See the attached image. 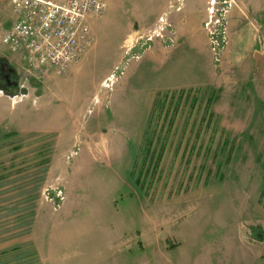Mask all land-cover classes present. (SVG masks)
<instances>
[{
	"label": "rangeland",
	"instance_id": "rangeland-1",
	"mask_svg": "<svg viewBox=\"0 0 264 264\" xmlns=\"http://www.w3.org/2000/svg\"><path fill=\"white\" fill-rule=\"evenodd\" d=\"M188 1L112 0L82 60L34 77L0 12V264H264V0H206L199 27ZM179 90L197 105L156 104Z\"/></svg>",
	"mask_w": 264,
	"mask_h": 264
},
{
	"label": "built area",
	"instance_id": "built-area-1",
	"mask_svg": "<svg viewBox=\"0 0 264 264\" xmlns=\"http://www.w3.org/2000/svg\"><path fill=\"white\" fill-rule=\"evenodd\" d=\"M108 6L109 0H0V12L15 15L2 41L21 53L27 72L63 74L94 45L88 19ZM137 35L150 39L145 30Z\"/></svg>",
	"mask_w": 264,
	"mask_h": 264
},
{
	"label": "trees",
	"instance_id": "trees-1",
	"mask_svg": "<svg viewBox=\"0 0 264 264\" xmlns=\"http://www.w3.org/2000/svg\"><path fill=\"white\" fill-rule=\"evenodd\" d=\"M12 68V73H15V69L13 67ZM3 72H4V69L2 68V65H0V88L3 89V90H6V91H11V92H15L17 89H18V83H14L12 81V78H11V75L12 73L9 75V78H10V82L8 83V81L4 78V75H3ZM13 90V91H12ZM198 93H196L195 91L194 92H191V93H188V91L186 90H179L177 92H167L163 95H160L158 97V100H156V104L161 108H164V106L166 104H171L173 107H178L180 104H181V101L183 100H188L191 104V107H195L198 103ZM218 100V97H217V92L214 91L211 87L208 88V91H207V95H206V107L210 108L212 107ZM20 134L18 132H15V131H12V132H0V138L1 139H4V140H9V139H16V138H19ZM22 148V146L19 144L15 145L14 146V149L15 150H20ZM48 148L46 149H41L39 152V154H44L47 151ZM161 154L163 153H159L158 157L162 156ZM159 159V158H158ZM46 162L48 163L49 162V159L48 158H43V160H41V164L43 167L42 170L46 171L47 170V164ZM46 164V165H44ZM14 164H11V166L9 168H6V167H3V170H4V173H0V176L1 177H6L8 175V173H10L13 168ZM151 169V168H150ZM221 169V167L219 168V170ZM22 192H26V189L23 188L22 189ZM17 210H19V206H15L12 211L13 212H16ZM18 220L20 222V225L21 226H26L27 224H31L32 223V218L34 217V211L31 210L30 213H27L26 215L24 214H20L18 215ZM29 216H32L30 220H28V217ZM22 228V227H21ZM21 230V229H20ZM22 232L20 233V238H23L24 236H26L29 232L26 231L24 232V228H22ZM21 246V244H20ZM21 250V247H19L18 245L12 247V250H17L19 249ZM25 254L22 255V253H20L18 255V260H20V263H22V260L26 257L24 256Z\"/></svg>",
	"mask_w": 264,
	"mask_h": 264
},
{
	"label": "crops",
	"instance_id": "crops-1",
	"mask_svg": "<svg viewBox=\"0 0 264 264\" xmlns=\"http://www.w3.org/2000/svg\"><path fill=\"white\" fill-rule=\"evenodd\" d=\"M185 2L187 3V2H189L188 0H185ZM206 2V0H190V13L189 14H186L185 16H184V20H186L185 22H184V24L185 25H187V26H189L190 27V24L191 25H193V26H197V27H199L200 25H201V17H202V13H201V9H202V6L204 5V3ZM112 3V0H109V6H110V4ZM109 6H108V8H109ZM187 7V6H186ZM201 13V14H200ZM191 19V20H190ZM184 31H186V32H188V30L187 29H184ZM195 31V30H194ZM87 53H85L84 54V56L86 55ZM20 55V60H17L16 62H15V64L19 67V70H20V75L22 76H24V75H26V73H25V71H28L27 70V67H26V64L25 63H23V60L24 59H22V55L21 54H19ZM84 56L82 57V59L84 58ZM81 59V60H82ZM12 62V61H11ZM78 63V62H77ZM19 72V71H18ZM28 73V72H27ZM31 75H29V76H37V75H35V74H33V73H30ZM31 77H28V78H31ZM258 90H259V88H258ZM4 91V90H3ZM3 91H2V93H3ZM13 91V90H12ZM8 92V91H7ZM11 92V91H10ZM11 93H15V92H11ZM1 96V95H0ZM22 101H25V99H22ZM22 101H20V102H22ZM22 110H23V113H24V111H25V107H23L22 108ZM129 143H130V141H128V140H126V143L125 144H123L122 143V141L121 140H119V141H117V144H118V149H119V151L120 152H122V151H125L127 148L129 149Z\"/></svg>",
	"mask_w": 264,
	"mask_h": 264
},
{
	"label": "flooded vegetation",
	"instance_id": "flooded-vegetation-1",
	"mask_svg": "<svg viewBox=\"0 0 264 264\" xmlns=\"http://www.w3.org/2000/svg\"><path fill=\"white\" fill-rule=\"evenodd\" d=\"M2 68L4 69L5 73H4V78L8 81V83L10 82V78H9V75L10 73L12 72V68L11 67H8L6 65V63H3L2 64Z\"/></svg>",
	"mask_w": 264,
	"mask_h": 264
}]
</instances>
